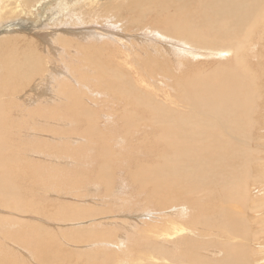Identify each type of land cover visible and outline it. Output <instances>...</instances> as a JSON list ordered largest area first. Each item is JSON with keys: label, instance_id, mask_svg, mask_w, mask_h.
Instances as JSON below:
<instances>
[{"label": "bare ground", "instance_id": "1", "mask_svg": "<svg viewBox=\"0 0 264 264\" xmlns=\"http://www.w3.org/2000/svg\"><path fill=\"white\" fill-rule=\"evenodd\" d=\"M44 1L0 0V194L10 193L2 200L24 212L40 203L33 191L26 200L9 190L12 176L24 175L29 163L44 176L48 193L67 188L53 173L72 172L79 188L88 175H95L96 188L111 187L126 147L142 138L137 147L152 158H136L126 171L152 200L166 195L165 206H146L132 221L143 226L136 230L132 223L128 230L143 240L138 253L128 254L133 258L117 256L116 250L125 249L122 240L92 245L114 248V264H261L264 220L253 212L264 209V198L250 192L264 181V157L256 149L264 147L258 143L264 137L254 132L264 122V91L256 84L261 80L247 74L243 51L255 28L264 33V0H56L52 8H45L49 2L43 7ZM24 15L37 25L23 24ZM94 23L101 27L92 29ZM38 32L49 39L38 43ZM38 93L45 96L33 100L32 111L18 101ZM80 121L85 126H77ZM30 122L49 124L46 138L33 145L25 139L40 132L34 126L26 133ZM93 161L98 171L88 174ZM65 206L57 210L65 218H57L91 221L72 236L84 246L102 236L91 230L94 217L108 218L112 226L131 223L110 209L78 206L66 213ZM112 232L104 235L112 240ZM24 236L14 233L11 240L31 245ZM42 247L49 251L52 244Z\"/></svg>", "mask_w": 264, "mask_h": 264}, {"label": "rangeland", "instance_id": "2", "mask_svg": "<svg viewBox=\"0 0 264 264\" xmlns=\"http://www.w3.org/2000/svg\"><path fill=\"white\" fill-rule=\"evenodd\" d=\"M47 2H49V4L47 6H45ZM47 2L44 1L42 3V6L43 7L45 6V8H52V7L57 6L56 0L55 1L48 0ZM43 12H44L43 9H42V11H40V14L37 12V16H38L37 18H39V17L41 18V15L43 14ZM47 12H49V11H47ZM44 16H45V14H44ZM22 17H23V19H22L23 24L27 23L30 26L31 25H37L36 23L31 22V19L29 17H27L26 15H24ZM25 20H26V22H25ZM52 21H49V22L51 23ZM91 27H92V29H98L101 27V25L94 23V24H91ZM27 33L29 35H31V33L35 34L34 32H32V30H27ZM38 35L39 36H36L38 43H41V44L45 43L47 41V39H49V36H47L46 34H43V32H41V33L38 32ZM261 35H263V36H261ZM263 38H264V33H259L258 28H255L253 33L250 35L251 42L249 43L247 48L243 51V53H244V65L248 66V71H249V72H247V74L252 73L255 75V77L257 76L261 80V81L256 80L257 86H259V87L262 86V88H260L261 91H264V39ZM252 45L254 46V48H253V50L255 49L254 51L253 50L251 51L249 49ZM203 59H207L208 61H210L209 60L210 57H203ZM258 74H260V75H258ZM45 93L48 95L49 91H47ZM25 96H27V97H25ZM44 96H45L44 93L35 94V95H33V97L29 94L28 95L24 94L21 98H19L18 101L25 104L26 110L32 111V108L34 107L33 103H32L33 100L36 98L44 97ZM262 96L264 97V95H261V97ZM24 98H26V99H24ZM259 100L260 99L256 100V102H259ZM46 111H48V110H46ZM46 111H43L44 115L46 114ZM58 115H59V113H58ZM64 116L69 117L70 113H64ZM43 124H44V122L41 124H37V125L30 122V123H28V125H26V130H25L26 133L33 132L34 130H32V129L35 128L34 126H36L35 129L38 130V132H40L39 137H37L35 139L34 138L32 140L30 138H27V140L25 139V141L27 143H29L28 145H30V144L33 145L34 142H37V139H41L43 136H44L43 137L44 139L46 138V136H45L47 134L46 130L49 127V124H45V125H43ZM85 124H86L85 121H80L77 123V126H85ZM257 126L258 127H256V129H254V132L256 133V137L260 136V135L264 137V122H263V124H260ZM257 128L260 130H258ZM117 129L118 128H114L112 130L114 136L117 133ZM261 132H262V134H261ZM148 133L151 134V132H148ZM257 133L258 134L260 133V134L257 135ZM136 136L141 137L137 134H136ZM254 138H255V136H254ZM141 139L142 138H137V140H141ZM137 140L133 139V143L136 146L134 144H129L126 147L125 152L126 153L129 152L127 154L128 157L127 156L123 157V161H121L120 164L116 163V169L114 171V175H115L114 176V182L112 183L111 187H109V186L106 187V184H104V183L99 184V186L97 188L94 186L92 179L94 178L95 175L89 176L88 174H89V170H92V173L95 171L96 167L93 168V166L97 165V163L95 161H93V165H92V162L88 165L89 166V168H87L88 178L85 180H89V182H86L84 187H81V188H79L78 185L72 184L74 174H71L72 172H70V171H69L70 174L67 173V176H65V177H63L60 173L50 174L51 178L52 177H59L62 180H64V182L66 181L65 182L67 185L66 190L63 189L60 192H53L50 190V192L48 193L47 191H49V189L46 190L43 187V186H45V184H43L44 183V176L37 175V172H35V169L32 168L31 163H29V167L26 169V173L24 175L18 174V175L12 176V183L13 184L9 188L10 192L18 190L19 193L24 194L23 197L24 198L26 197L25 198L26 200L29 197L32 198V196H34L33 199L35 201H39L40 203L39 204L34 203L35 205H33V208L30 211L28 210L27 207H24L26 212H24L22 210L19 211L16 209H11V207L13 206V204L11 202H7V201L2 200V197H5L4 195L8 194V192L2 193L4 195L0 194V216H2V217H0V249H1L0 250V264H6V263L7 264L8 263L9 264H13V263H15V264L16 263L17 264H34L35 262H36L35 264H40V263L41 264H97V263L98 264H114V262L112 260L113 259V252L115 250L114 248L108 247L107 244H104V245H92V244L94 242L97 243V241L103 242V243H111V242H115V240H122L124 243V248H125V249H123V247H121L120 250H116L117 256H119L121 258L125 257L127 259L133 258V257H130V255H128V254L138 253L137 245L140 244L143 240H142V238H140V236H138V231L135 232L132 229V230H130L131 232L130 231L128 232V230L133 225H136V227L134 228L136 230H140L141 228H143V226L140 224L138 225V222L133 223L132 221L135 220L136 215H138L136 219H138L139 217H142L140 215V213H142V210H144V207H146V206L148 207L147 209L150 211L158 209L159 207L157 206V204L165 206L164 200L166 197V195H165V196L161 197L160 199L152 200V198L147 196L149 194V192L147 190H140L139 185L135 181L134 177H132L126 171V169H130V165L136 164L135 163L136 158L139 160H145L146 158H148V159L152 158V155L144 153L139 147H137L140 145V143H138ZM263 141H264V139H263ZM258 143L259 144L261 143L262 145H264V142L259 141ZM138 149H140L139 153L137 152ZM256 149L258 151V154L261 157H264V147H256ZM37 156L39 158L43 159L42 156H40V155H37ZM97 157H98V155L96 153L92 158L96 159ZM262 160H264V158ZM126 161L130 162V164L127 165ZM38 162L39 161L34 160L35 164H38ZM159 162L163 163L160 159H159ZM262 163H264V161H262ZM81 165H82V163L79 165V168H81ZM121 166H124V169H122V171L119 172V168ZM112 169H111V172L113 173ZM258 169H260V168H258L256 165H254L252 170L254 173H257L256 170H258ZM115 173H117V174H115ZM76 178H79V176ZM157 178H158V181H157L158 186L163 185V181L161 180L162 177L158 175ZM259 182H261L260 185L256 184L257 185L256 186L254 184L253 185L254 187L251 186V192L250 193L253 196V198H255V199L264 198V181H259ZM257 187H259V188L257 189ZM29 190L33 191L32 196H31V192ZM45 190L47 192V195L45 194L46 193ZM82 190L85 193L87 192V196L82 197V193H83ZM80 191H81V193H80ZM25 192L27 193V195ZM78 193H80V195ZM106 193L109 195L111 194L113 197L109 198V196H107ZM9 194L6 196L10 197ZM27 196H29V197H27ZM68 203H69V205H68ZM93 203H94V205H93ZM63 204H66L67 206H65V208L69 209V211L66 213H69L71 211L73 212V210L76 209L78 206L81 207V208L79 207L80 210H78V211H85V210H87V207H90L93 209V207L95 206V208L96 207L101 208L100 212H102V213H108L107 211H108V209H110L112 212H116L117 216H119L120 218L124 217L125 220H127V221L129 220V221H131V223H130V225H128V227H122L121 225L120 226H112L109 224L110 219L103 217L101 220H98L96 217H94L91 220H95V226H92L91 230L97 231V234L102 235V236L99 239H97V238H96V240L94 239V241L93 240L91 241V239H90L88 241V243L89 244L91 243V245L84 246L85 244L77 243V241H75V238H73L72 236H73V233L76 232L75 231L76 228L78 230H86V229L90 228L91 221H90V219H87L88 221L86 220V222H84L82 220H78V219L71 220V221L70 220L65 221L63 219L57 218L56 217L57 215H58V217L65 218L64 216H62L61 213H57L58 212L57 210L59 209V207L60 208L63 207ZM27 205H28V203L26 204V206ZM84 206H86L85 207L86 209L84 208ZM8 208H10V209H8ZM261 209H262V211H260ZM261 209L258 208L253 213L254 214L256 213V215H258L259 217H261L262 220H264V209L263 208H261ZM137 211H138V213H136ZM258 212H259V214H258ZM143 214H146V212ZM140 220L141 219H139V221ZM132 223H133V225H132ZM2 225H5L4 230H2V228H1ZM6 225H7V227H6ZM110 228H114V232H112V235H111L112 240L104 235L107 231L108 232L110 231ZM125 229H127V230H125ZM64 230L67 232H65ZM19 232H21L22 235H23V233L26 234V236H24L23 240H25L27 242L30 241L31 245L26 247V245H24L23 242L19 243L18 241L13 242L11 240L14 233H19ZM132 232H133V234H132ZM113 233H115V235ZM64 235H65V237H64ZM130 235H131V237H130ZM62 236H63V238H62ZM66 237H68L69 240H67L68 238H66ZM137 238H138V241H137ZM198 238L208 239V237L202 236V235H200ZM170 239H172V237ZM261 239H259L258 241H262ZM134 240L136 242H134ZM263 240H264V235H263ZM46 242L49 244L50 243L52 244V247L50 249L51 251L50 250L47 251L46 248L42 247V245H46ZM33 243L35 245H33ZM40 246H41L42 250L40 249ZM44 252H45V254H44ZM89 254H91V255H89ZM96 254H97V256H96ZM2 255H4V256H2ZM219 256H221V253L219 254ZM181 257H182V255L179 256L178 258H181ZM86 258H87V260H86ZM261 264H264V261Z\"/></svg>", "mask_w": 264, "mask_h": 264}]
</instances>
